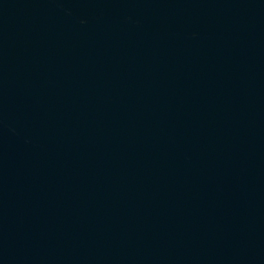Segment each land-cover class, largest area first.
Returning <instances> with one entry per match:
<instances>
[{
	"label": "water",
	"instance_id": "water-1",
	"mask_svg": "<svg viewBox=\"0 0 264 264\" xmlns=\"http://www.w3.org/2000/svg\"><path fill=\"white\" fill-rule=\"evenodd\" d=\"M0 264H264V0H0Z\"/></svg>",
	"mask_w": 264,
	"mask_h": 264
}]
</instances>
